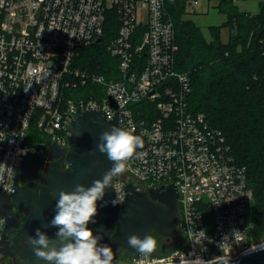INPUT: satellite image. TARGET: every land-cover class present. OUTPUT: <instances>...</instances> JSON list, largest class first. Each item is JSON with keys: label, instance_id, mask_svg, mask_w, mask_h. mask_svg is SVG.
<instances>
[{"label": "built area", "instance_id": "obj_1", "mask_svg": "<svg viewBox=\"0 0 264 264\" xmlns=\"http://www.w3.org/2000/svg\"><path fill=\"white\" fill-rule=\"evenodd\" d=\"M165 4L0 0V187L10 195L22 158L45 153L47 141L72 149L70 124L84 111H104L111 120L122 110L120 125L146 135L148 145L114 177L116 195L125 199L130 183L142 191L175 184L180 194L179 244L163 256L133 258L135 264L236 259L264 243L246 217L253 202L247 169L223 132L189 110L191 80L177 69ZM106 33L117 61L113 78L77 65L78 50L100 44ZM261 45L264 54V37ZM5 225L0 218V238Z\"/></svg>", "mask_w": 264, "mask_h": 264}, {"label": "water", "instance_id": "obj_2", "mask_svg": "<svg viewBox=\"0 0 264 264\" xmlns=\"http://www.w3.org/2000/svg\"><path fill=\"white\" fill-rule=\"evenodd\" d=\"M112 105L116 107L115 103ZM121 112L117 111L108 120L104 111H84L70 124L72 149L47 141L45 153L32 152L22 158L13 176L12 193L7 195L0 187V218H6L0 238V260L11 259L15 264H43L42 259L35 256L34 249L25 245L27 235L35 236V230L40 228L56 241L57 229L50 227L49 222L55 215L59 192H72L77 184L90 187L111 168L113 162L108 160L107 154L99 152L97 145L102 132L110 131L113 126L124 129L119 123ZM133 134L143 137L144 148H138L130 157L132 159L148 145L146 135ZM65 163L70 170L65 169ZM113 180L112 186L105 189L103 199L97 201L95 222L88 224L95 235L103 237L100 244L110 246L113 256L125 251L135 259L142 254L128 245L129 235L135 234L143 239L147 234H157L175 245L179 244L180 194L175 184L142 191L130 183L125 186L127 195L124 202L113 205L111 202L117 198ZM59 246L56 242V247ZM259 246L258 250H250L236 259L218 260L213 264H264V243Z\"/></svg>", "mask_w": 264, "mask_h": 264}, {"label": "trees", "instance_id": "obj_3", "mask_svg": "<svg viewBox=\"0 0 264 264\" xmlns=\"http://www.w3.org/2000/svg\"><path fill=\"white\" fill-rule=\"evenodd\" d=\"M188 1L165 0V6L179 46L177 69L191 80L189 110L204 115L212 127L221 130L237 163L246 167L253 192V235L259 241L264 238V2L260 12L252 15L241 13L237 0H217L219 12L228 18L225 26L234 32L223 42L220 26L209 28V40L197 23L182 19ZM111 38L106 33L100 44L79 49L77 65L113 78L117 61L106 50ZM32 133L37 140L44 138L34 128ZM152 236L157 242L155 254L160 253L164 239Z\"/></svg>", "mask_w": 264, "mask_h": 264}, {"label": "clouds", "instance_id": "obj_4", "mask_svg": "<svg viewBox=\"0 0 264 264\" xmlns=\"http://www.w3.org/2000/svg\"><path fill=\"white\" fill-rule=\"evenodd\" d=\"M99 140L97 148L113 162L111 168L102 179L94 180L90 187L77 184L72 192H59L55 215L49 222L50 227L57 229L55 242L40 228L35 230V236L29 234L24 241L25 245L34 249L35 256L41 258L43 264H112V248L100 244L103 237L95 235L88 224L95 222L93 218L97 214V201L103 199L105 189L112 186L113 178L125 171L124 162L138 148H144V139L141 135L133 134V131L113 126L110 131L102 132ZM123 202L124 199L117 196L111 203L115 205ZM56 242H59V248ZM127 243L138 253L147 255L155 250L157 242L151 234L143 239L133 234L127 237ZM251 250L256 251L258 247ZM194 264H213V259L205 261L196 257Z\"/></svg>", "mask_w": 264, "mask_h": 264}, {"label": "rangeland", "instance_id": "obj_5", "mask_svg": "<svg viewBox=\"0 0 264 264\" xmlns=\"http://www.w3.org/2000/svg\"><path fill=\"white\" fill-rule=\"evenodd\" d=\"M264 2V0H237L235 5L238 7L239 11L243 14H252L256 15L260 12V5ZM217 0H198L197 3L192 2L191 0L187 3L186 12L182 19L184 21H194L197 23L203 30L206 37L210 40V31L209 28L211 26H220L221 28V39L223 42H227L230 38V33L234 34L231 31V27L225 26L228 18L225 14L219 12ZM246 217L248 221L254 222V207L253 203H249L247 205ZM161 240V244H163L164 249L159 251L160 253L155 254V250L153 251L156 256H163L167 254L172 247L174 246L172 242L167 241L165 238ZM260 243L264 242V238L259 240ZM0 264H15L14 260L8 259L6 262H0ZM112 264H135L133 257L123 251L113 256Z\"/></svg>", "mask_w": 264, "mask_h": 264}, {"label": "flooded vegetation", "instance_id": "obj_6", "mask_svg": "<svg viewBox=\"0 0 264 264\" xmlns=\"http://www.w3.org/2000/svg\"><path fill=\"white\" fill-rule=\"evenodd\" d=\"M7 260H8V259H5V260L3 259V260H0V262H6Z\"/></svg>", "mask_w": 264, "mask_h": 264}, {"label": "crops", "instance_id": "obj_7", "mask_svg": "<svg viewBox=\"0 0 264 264\" xmlns=\"http://www.w3.org/2000/svg\"><path fill=\"white\" fill-rule=\"evenodd\" d=\"M198 25V24H197ZM199 26V25H198Z\"/></svg>", "mask_w": 264, "mask_h": 264}]
</instances>
